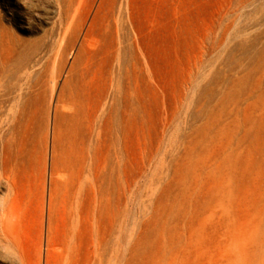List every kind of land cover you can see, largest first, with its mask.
Returning <instances> with one entry per match:
<instances>
[{
    "label": "rangeland",
    "instance_id": "1",
    "mask_svg": "<svg viewBox=\"0 0 264 264\" xmlns=\"http://www.w3.org/2000/svg\"><path fill=\"white\" fill-rule=\"evenodd\" d=\"M0 264H264V0H0Z\"/></svg>",
    "mask_w": 264,
    "mask_h": 264
},
{
    "label": "crops",
    "instance_id": "2",
    "mask_svg": "<svg viewBox=\"0 0 264 264\" xmlns=\"http://www.w3.org/2000/svg\"><path fill=\"white\" fill-rule=\"evenodd\" d=\"M73 156L71 164H53L56 169L67 171V179L56 181L54 190V199H77L74 205L76 211L86 214L92 212V199H94L92 187L85 181L84 169L87 165V150L77 148L72 151ZM46 199H51V195ZM98 211V207H97Z\"/></svg>",
    "mask_w": 264,
    "mask_h": 264
}]
</instances>
